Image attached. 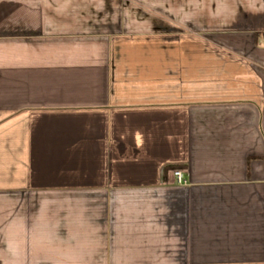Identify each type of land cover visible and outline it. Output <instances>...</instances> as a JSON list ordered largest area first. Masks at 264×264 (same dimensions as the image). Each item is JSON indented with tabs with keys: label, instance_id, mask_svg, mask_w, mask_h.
I'll use <instances>...</instances> for the list:
<instances>
[{
	"label": "crops",
	"instance_id": "0c3cea01",
	"mask_svg": "<svg viewBox=\"0 0 264 264\" xmlns=\"http://www.w3.org/2000/svg\"><path fill=\"white\" fill-rule=\"evenodd\" d=\"M0 264H264V0H0Z\"/></svg>",
	"mask_w": 264,
	"mask_h": 264
},
{
	"label": "built area",
	"instance_id": "2783aa9c",
	"mask_svg": "<svg viewBox=\"0 0 264 264\" xmlns=\"http://www.w3.org/2000/svg\"><path fill=\"white\" fill-rule=\"evenodd\" d=\"M174 175H175V178L177 179V181H178L180 184H182V182H183V173H182L181 171H176V172L174 173Z\"/></svg>",
	"mask_w": 264,
	"mask_h": 264
}]
</instances>
